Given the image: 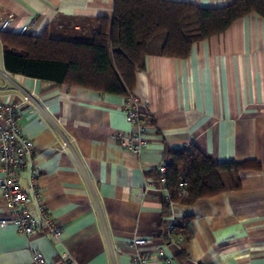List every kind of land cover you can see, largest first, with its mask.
<instances>
[{"label": "crops", "instance_id": "obj_1", "mask_svg": "<svg viewBox=\"0 0 264 264\" xmlns=\"http://www.w3.org/2000/svg\"><path fill=\"white\" fill-rule=\"evenodd\" d=\"M171 1L217 8L234 0ZM114 3L0 0V19L12 17L13 33L27 26L35 36L46 30L55 36L69 30L75 36L101 17L112 19ZM2 71L0 46V100L20 103L22 96L8 86ZM12 78L60 121L96 182L102 216L56 132L31 105L20 103L19 124L35 145L38 190L62 234L55 241L46 232L27 237L14 226H0V264H32L35 250L48 264H133L135 237L151 239L139 251L155 254L166 247L163 235L172 219L157 167L169 151L194 147L217 163L253 160L261 169L247 173L239 191L189 207L176 204V224L190 217L191 234L182 246H167L168 255L175 264H264V18L244 16L221 35L194 44L186 58L146 59L133 91L148 125L149 146L141 154L121 148L114 138L133 131L123 112L125 96ZM29 182L26 169L21 184ZM1 184L0 174V220L7 215ZM30 209L37 217L36 206ZM148 264L164 263L155 255Z\"/></svg>", "mask_w": 264, "mask_h": 264}, {"label": "trees", "instance_id": "obj_2", "mask_svg": "<svg viewBox=\"0 0 264 264\" xmlns=\"http://www.w3.org/2000/svg\"><path fill=\"white\" fill-rule=\"evenodd\" d=\"M251 13L264 18V0H234L217 8L171 0H115L112 19L101 17L92 29L83 28L75 36L69 30L65 32L69 36H55L49 30L38 36L0 33L4 69L55 85L127 97L148 57L186 58L194 44L221 35ZM167 162L166 187L184 207L239 191L245 175L261 169L253 160L217 163L196 147L169 151ZM181 182L187 190L183 198L177 197ZM164 204L169 211L165 199ZM190 226V217L175 226L184 244Z\"/></svg>", "mask_w": 264, "mask_h": 264}, {"label": "built area", "instance_id": "obj_3", "mask_svg": "<svg viewBox=\"0 0 264 264\" xmlns=\"http://www.w3.org/2000/svg\"><path fill=\"white\" fill-rule=\"evenodd\" d=\"M13 23L12 17L0 19V33L10 31ZM28 32V27L24 26L20 34ZM8 86L14 87V90L22 96L20 103L29 104L33 110L39 114L45 122L52 128L61 142L63 151L71 153L78 170L86 182L91 195L94 198L96 210L102 216L101 204L97 197L96 182L92 179L83 158L74 148L73 141L70 140L61 128V123L56 119L47 108L42 106L35 95L14 82L12 75L7 71H2ZM20 103L5 102L0 100V174L2 176L1 193L2 200L7 209L6 217L0 220V226H14L22 235L31 237L39 232H46L53 240L58 241L62 230L59 224L54 220L44 204L41 193L37 185L38 169L35 163V145L32 139L26 136L19 124ZM123 112L126 115L128 123L133 131L129 134L120 132L114 136L120 147L141 154L149 146L146 138L148 134V125L143 120V108L140 100L133 94L126 97L123 105ZM167 161L157 167L160 175V184L166 191L165 201L169 206L171 221L167 224V229L163 238L168 246H182L184 239L176 234V218L173 207L176 202L173 200L174 193L166 187L167 179ZM29 170L30 182L27 186L21 184V176L25 170ZM146 188L140 193V196L146 195ZM187 195L186 185L181 182L177 190V197L183 198ZM36 206L38 216H34L30 207ZM152 240L145 237H135L131 240V247L137 250L132 258L133 264H148L153 256L156 255L164 264H175L172 256L168 255L166 247L157 249L156 253H146L139 251L141 246L151 244ZM32 264H48L42 252L35 250L32 254Z\"/></svg>", "mask_w": 264, "mask_h": 264}, {"label": "rangeland", "instance_id": "obj_4", "mask_svg": "<svg viewBox=\"0 0 264 264\" xmlns=\"http://www.w3.org/2000/svg\"><path fill=\"white\" fill-rule=\"evenodd\" d=\"M60 35L61 36H64V35H68L69 36V34H67V33H65V32H62V33H60ZM81 35V34H80ZM70 36H73V35H70ZM76 38V37H75Z\"/></svg>", "mask_w": 264, "mask_h": 264}]
</instances>
